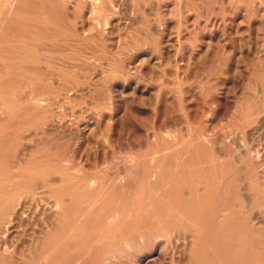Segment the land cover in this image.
I'll return each mask as SVG.
<instances>
[{
  "label": "rangeland",
  "instance_id": "374dc122",
  "mask_svg": "<svg viewBox=\"0 0 264 264\" xmlns=\"http://www.w3.org/2000/svg\"><path fill=\"white\" fill-rule=\"evenodd\" d=\"M0 1L3 2H0L2 17L4 11L8 12L13 6L8 0ZM252 1L255 6L259 0H207L208 3L195 0L197 4L223 2L227 9L223 13L214 6V11L187 12L183 9L179 13L173 9L177 0H152L155 7L162 5L160 10L154 8L145 12L137 9V0H109L117 3V7L111 5L109 9H101L97 5L93 8L94 15H90L89 5L85 0H78L76 11L68 10L62 25L55 24L62 33L58 32L54 41L45 42L38 51L43 65L40 67L44 69V62H48L45 74L51 77L46 82L54 83L61 69L65 81L71 80L70 84L65 82L67 86H71V82L76 86L75 81H80L75 87L77 96L72 92L69 101L54 105L48 114V125L39 132L42 135L38 133L37 141L31 140L35 150L40 146L42 153L50 156L61 151L63 159L72 161L80 175L92 177L94 187L110 193L113 204L104 212H95L93 225L79 234L73 250L58 248L61 249L59 253L54 252L58 253L57 262H52L54 256H49L52 254L49 250L42 255L43 245L30 242L24 229L17 238L8 236V242L13 238L11 242L31 245L24 251L32 252L35 257L32 264H64L60 261L62 258L75 254L85 259L89 240L93 243V251L99 250L97 254L93 252V264H196L189 248L184 251L181 240L185 237L193 241L199 232L182 231L170 220L154 228L155 233L143 244L128 237L136 230L135 217L141 216L142 211L135 209L139 202L147 201L144 195L148 191H143L141 178L146 168H150L154 136L163 145L174 143L177 138L176 141L183 142L186 147H192L194 139L199 137L203 139L202 151L196 154L200 158L212 157L217 149L230 151L239 142L249 149L252 147L255 161L248 166V159L242 156L235 165V172L229 176L227 200L221 199L219 194L221 200L213 202L221 209L235 207L239 210L244 221L237 235L240 251L250 264H264V218L250 224V214L244 209L255 207L256 196L264 191L261 173L264 169V128L261 126V131L255 126L248 131L241 128L240 135L235 132L243 104H246L244 100L251 106L264 102V85H261L264 84V9L257 6L250 12L244 8L228 9V5L236 7L238 3ZM51 23L48 25L52 26ZM42 48L46 52L59 48L61 52L42 55ZM190 116H202V119L193 120ZM2 121L0 118V124ZM52 121L56 122L53 128ZM211 129H216L215 134ZM43 132L46 133L43 135ZM147 183L153 181L147 179ZM85 217L83 211L77 215L81 221Z\"/></svg>",
  "mask_w": 264,
  "mask_h": 264
},
{
  "label": "bare ground",
  "instance_id": "6f19581e",
  "mask_svg": "<svg viewBox=\"0 0 264 264\" xmlns=\"http://www.w3.org/2000/svg\"><path fill=\"white\" fill-rule=\"evenodd\" d=\"M137 1L136 7L139 11L145 12L154 8L160 10L162 6L157 4L155 7L151 4L152 0ZM7 2L13 8H9L8 12L4 11V15L0 17V112L2 116L0 118L3 120L0 124V264H32L34 262L35 257L33 258L32 252L24 251L26 248L30 249L31 245H26V242L12 241V243L13 238L8 242V236L15 237L19 232L23 233V229L24 234L28 233L25 237L31 238L30 242L35 241V244L40 242L43 245L42 255L49 250L52 253L49 256H54L51 258L52 262H57L56 257L59 251L66 248L73 250L74 241L79 238V234L91 228L89 226L93 225L92 220L95 212H104L113 204L110 193L94 187L93 178L80 175L79 169L74 166L72 161L63 159L61 151L58 150L53 153V156H50L48 153H42L40 146L38 147L40 150H35V146L32 145L33 138L39 136L38 133L44 130L52 107L60 102L69 101L72 98H70L72 95L70 93L75 92V87L80 82L75 81L78 83L76 86L72 85V82L71 86H67L65 83L67 80L65 81L61 74V69H59L60 73H56L55 79H53L54 83L46 82L51 77V75L45 74L48 62H44L45 67L42 69V58L38 53L45 42L54 41L56 34L62 31V29L58 30L55 24L62 25L68 10L76 11L78 0H8ZM85 2L89 5L90 15H94L93 8L96 9L97 5L101 9H109L111 5L113 8L117 7V3L112 4L109 0H85ZM106 2L110 5H107ZM177 2L173 9L179 13L183 9L187 12L214 11V6H217L223 13L227 9L223 2L219 4L210 2L207 4V0L206 4H197L195 0H177ZM1 3L3 4V2ZM251 3L242 5H238V3L236 7L228 5V9L244 8L249 12L254 11L256 6V8L264 9V0H259L255 6H253V1ZM123 4L125 3L123 2ZM114 13L116 12L114 11ZM50 23L52 26L48 25ZM66 28L68 29V27ZM63 30L67 35L66 29ZM40 51L43 55L47 50L42 48ZM60 52L61 50L58 48L56 51L51 50L46 53L49 56ZM40 65L42 66L40 67ZM69 81L71 80L68 79L67 82L69 83ZM255 91L257 90L255 89ZM77 93L81 95L79 91ZM244 101L246 104L245 106L243 104V112L239 117L240 124L235 131L236 135L241 134V128L247 131L252 126H255L256 129H260L261 126L264 128V102L261 101L257 106H251L250 102L247 104L248 100ZM192 119L200 120L202 116H194ZM54 124L52 121V128L55 126ZM211 130L215 134L216 129ZM30 131L34 132L33 135L30 134ZM250 131L252 132V130ZM235 132H229V134L232 135ZM45 133L43 132V135ZM39 134L42 135V133ZM249 136L251 139V135ZM36 138L35 141H37ZM154 138L155 144L152 145L151 153L153 156L150 158V165L148 164L150 168H146V173L141 178L143 191H148L144 195L147 201L139 202L135 209L136 212L138 210L142 212L140 217H135L136 230L128 238L133 241L138 240L143 244L154 232L152 231L154 228L166 224L170 220L182 231L199 232V235L194 236L195 240L193 241L185 237L181 240L184 251L189 248L192 260L196 264H250L246 255L241 253L240 242L237 241V235L244 222L239 210L235 207L221 209L213 201L222 198L227 200L229 176L235 172V165L239 164L240 158L242 156L247 158L248 166L255 161L252 147L249 149L239 142L230 151L217 149L212 157L200 158L196 154L202 151L203 139L199 137L194 139L192 147L184 146L183 142L176 141V137L175 140L172 139L174 143L164 145L161 144L162 142L160 143L156 135ZM246 143L248 145L249 142L246 140ZM38 154L42 156H38ZM163 169H168V172H162ZM241 170L243 169L241 168ZM261 173L264 176V169ZM245 176L244 178L248 180V177ZM244 178L241 180L243 181ZM147 179L153 183L148 184ZM241 188H239L240 191ZM259 188L257 187L258 192ZM157 192H159V197H157L158 194L153 195ZM236 192L239 191L236 189ZM219 194H221V199H218ZM224 200L220 201V204ZM246 204L249 203L246 202ZM254 204L253 209L251 206L244 208L248 215L250 214L248 216L250 224L259 223V220L264 218V191L256 196ZM81 211L86 216L82 221L77 218ZM22 241L24 242V240ZM236 246L238 249H235ZM55 251L58 253L55 254ZM93 252L97 254L99 250L93 251V243L89 240L85 259L82 255L75 254L62 258L60 261H63L64 264H93ZM106 252L104 255H107ZM262 261L264 262V260Z\"/></svg>",
  "mask_w": 264,
  "mask_h": 264
}]
</instances>
